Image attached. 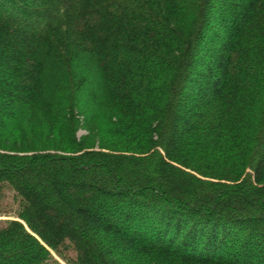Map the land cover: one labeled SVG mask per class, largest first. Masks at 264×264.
I'll return each mask as SVG.
<instances>
[{"label": "trees", "instance_id": "obj_1", "mask_svg": "<svg viewBox=\"0 0 264 264\" xmlns=\"http://www.w3.org/2000/svg\"><path fill=\"white\" fill-rule=\"evenodd\" d=\"M59 261L264 264V0H0V264Z\"/></svg>", "mask_w": 264, "mask_h": 264}, {"label": "rangeland", "instance_id": "obj_2", "mask_svg": "<svg viewBox=\"0 0 264 264\" xmlns=\"http://www.w3.org/2000/svg\"><path fill=\"white\" fill-rule=\"evenodd\" d=\"M86 133H85V131L84 130H79L78 132H77V136L78 137H80V136H83V135H85ZM8 194V193H7ZM6 201H8V202H4L5 204H7V205H9V201H10V196L8 195L7 196V198H6ZM60 263H62L61 261H59ZM63 264V263H62Z\"/></svg>", "mask_w": 264, "mask_h": 264}]
</instances>
